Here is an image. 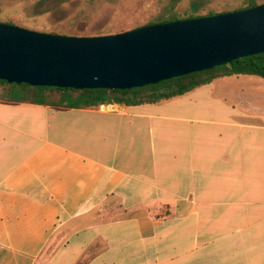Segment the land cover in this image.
Returning a JSON list of instances; mask_svg holds the SVG:
<instances>
[{
	"label": "crops",
	"instance_id": "1",
	"mask_svg": "<svg viewBox=\"0 0 264 264\" xmlns=\"http://www.w3.org/2000/svg\"><path fill=\"white\" fill-rule=\"evenodd\" d=\"M0 264H264V79L134 106L0 101Z\"/></svg>",
	"mask_w": 264,
	"mask_h": 264
},
{
	"label": "water",
	"instance_id": "2",
	"mask_svg": "<svg viewBox=\"0 0 264 264\" xmlns=\"http://www.w3.org/2000/svg\"><path fill=\"white\" fill-rule=\"evenodd\" d=\"M264 53V4L103 36H62L0 23V80L131 89Z\"/></svg>",
	"mask_w": 264,
	"mask_h": 264
},
{
	"label": "trees",
	"instance_id": "3",
	"mask_svg": "<svg viewBox=\"0 0 264 264\" xmlns=\"http://www.w3.org/2000/svg\"><path fill=\"white\" fill-rule=\"evenodd\" d=\"M180 1L164 0L160 11L138 28L219 15V13L213 11L205 15L201 14L199 7H191L190 10L181 14L177 10ZM258 5L261 4L257 0H247L245 6L235 11L250 9ZM6 24L12 25L11 22ZM61 35L75 37L89 36L83 28L75 29L68 35ZM237 75H252L264 79V53L238 58L227 64L164 80L157 84L131 89L78 90L52 86H31L27 83L17 84L0 80V101L11 104H39L50 106L56 110L72 108L92 109L109 104L134 106L168 101L188 94L221 77Z\"/></svg>",
	"mask_w": 264,
	"mask_h": 264
},
{
	"label": "rangeland",
	"instance_id": "4",
	"mask_svg": "<svg viewBox=\"0 0 264 264\" xmlns=\"http://www.w3.org/2000/svg\"><path fill=\"white\" fill-rule=\"evenodd\" d=\"M164 0H0V23L48 34H70L83 28L89 36L128 32L158 13ZM247 0H181L183 14L199 7L201 14L233 12ZM264 4V0H257Z\"/></svg>",
	"mask_w": 264,
	"mask_h": 264
}]
</instances>
